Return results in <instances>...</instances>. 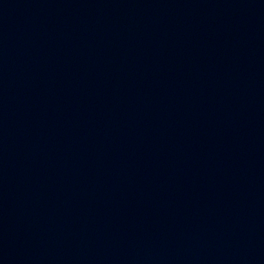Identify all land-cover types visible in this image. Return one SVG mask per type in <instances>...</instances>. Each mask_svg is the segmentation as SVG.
<instances>
[{"label":"water","instance_id":"95a60500","mask_svg":"<svg viewBox=\"0 0 264 264\" xmlns=\"http://www.w3.org/2000/svg\"><path fill=\"white\" fill-rule=\"evenodd\" d=\"M0 264H264V0H0Z\"/></svg>","mask_w":264,"mask_h":264}]
</instances>
